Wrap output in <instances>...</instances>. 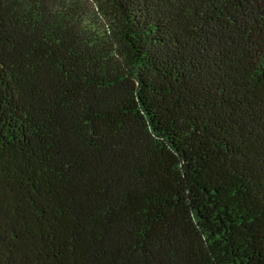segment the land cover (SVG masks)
<instances>
[{
    "label": "trees",
    "instance_id": "1",
    "mask_svg": "<svg viewBox=\"0 0 264 264\" xmlns=\"http://www.w3.org/2000/svg\"><path fill=\"white\" fill-rule=\"evenodd\" d=\"M0 264H264V0H0Z\"/></svg>",
    "mask_w": 264,
    "mask_h": 264
}]
</instances>
